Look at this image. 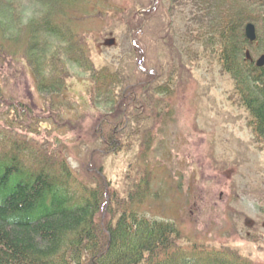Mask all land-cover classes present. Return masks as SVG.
<instances>
[{
	"label": "rangeland",
	"instance_id": "rangeland-1",
	"mask_svg": "<svg viewBox=\"0 0 264 264\" xmlns=\"http://www.w3.org/2000/svg\"><path fill=\"white\" fill-rule=\"evenodd\" d=\"M9 1L19 5L25 22L45 11L32 0ZM76 2L65 14L91 69L72 64L62 43L52 40L67 68L66 89L58 95L39 93L24 39L9 46L0 36L6 40L5 47L0 42V139L4 134L36 155L65 157L87 185L103 181L123 202L148 182L150 193L137 211L148 220L175 224L181 238L177 247L264 264V148L219 62L180 54L182 35L195 26L191 1L178 0L173 12L168 11L172 0L159 5L157 0ZM259 49L256 62L264 56V45ZM93 70L121 78L113 86L117 95L150 80L138 72L157 78L137 96L140 102L149 99L154 111L142 106L116 135L115 150L101 140L123 120L114 123V115L104 112L110 107L97 91Z\"/></svg>",
	"mask_w": 264,
	"mask_h": 264
},
{
	"label": "trees",
	"instance_id": "trees-1",
	"mask_svg": "<svg viewBox=\"0 0 264 264\" xmlns=\"http://www.w3.org/2000/svg\"><path fill=\"white\" fill-rule=\"evenodd\" d=\"M32 1L45 11L25 22L16 2L0 0V36L6 37L9 46L26 42V61L45 98L60 94L67 81L61 49L54 50L52 40L62 43V51L72 64L87 71L91 67L88 69V57L68 23L72 18L65 14L77 6V0ZM190 1L197 16L190 28L186 18H180L188 26L181 38L180 54L219 62L234 81L250 114V127L264 148V67L257 66L255 56L264 45V0ZM176 3L178 0H172L168 11L173 12ZM172 17L173 13L168 21L171 26ZM252 22L258 32L255 42L247 39L245 31ZM4 38L0 42L5 47ZM195 48L200 52H192ZM138 73L150 80L130 85L117 95L113 86L119 85L120 77L93 70L97 91L110 107L104 112L114 115V123L123 120L115 125L116 131L104 134L101 140L111 150L118 147L116 135L129 127L128 122L142 106L154 111L153 106H147L152 103L149 99L143 97L140 102L137 96L157 78ZM2 95L0 86V98ZM19 103L26 112V104ZM139 187L123 202L103 181L87 185L74 174L65 157L36 155L26 145L11 143L1 135L0 264H249L214 250L177 247L181 238L175 224L148 220L137 211L150 193L148 182L141 190Z\"/></svg>",
	"mask_w": 264,
	"mask_h": 264
},
{
	"label": "water",
	"instance_id": "water-1",
	"mask_svg": "<svg viewBox=\"0 0 264 264\" xmlns=\"http://www.w3.org/2000/svg\"><path fill=\"white\" fill-rule=\"evenodd\" d=\"M246 37L249 41L255 42L257 40V33H256V27L254 24L250 23L247 24L246 28ZM257 66L258 67H264V56H262L258 61H257Z\"/></svg>",
	"mask_w": 264,
	"mask_h": 264
},
{
	"label": "flooded vegetation",
	"instance_id": "flooded-vegetation-1",
	"mask_svg": "<svg viewBox=\"0 0 264 264\" xmlns=\"http://www.w3.org/2000/svg\"><path fill=\"white\" fill-rule=\"evenodd\" d=\"M166 90V89H165Z\"/></svg>",
	"mask_w": 264,
	"mask_h": 264
}]
</instances>
